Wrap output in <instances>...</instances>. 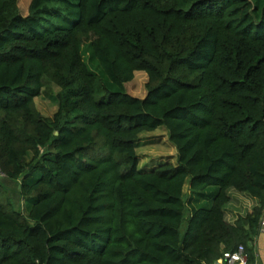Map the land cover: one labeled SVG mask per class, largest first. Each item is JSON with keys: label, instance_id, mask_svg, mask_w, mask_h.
Segmentation results:
<instances>
[{"label": "trees", "instance_id": "16d2710c", "mask_svg": "<svg viewBox=\"0 0 264 264\" xmlns=\"http://www.w3.org/2000/svg\"><path fill=\"white\" fill-rule=\"evenodd\" d=\"M53 83L50 116L35 98ZM159 126L176 162L140 165ZM0 170L29 205L0 182V264H216L240 243L252 258L264 0H0ZM232 189L258 199L234 222Z\"/></svg>", "mask_w": 264, "mask_h": 264}, {"label": "rangeland", "instance_id": "374dc122", "mask_svg": "<svg viewBox=\"0 0 264 264\" xmlns=\"http://www.w3.org/2000/svg\"><path fill=\"white\" fill-rule=\"evenodd\" d=\"M31 0H18L20 10L23 14L28 13ZM148 75L145 70H136L132 80L126 82V89L133 95L144 97L147 90ZM59 86L54 83L47 85L43 88L42 93L35 98L37 107L46 115H53L56 111L58 104L56 101L55 93L59 90ZM140 155V165L149 164L154 165L163 161L176 162V147L169 139L168 131L164 126H159L154 130L144 131L138 141L136 148ZM0 182L3 183L13 199L15 207L28 212L29 205L21 197L19 182L11 180L6 177L5 173L0 170ZM188 184L185 186V192L188 193ZM233 191H238L232 189ZM186 220L183 224V230L186 227Z\"/></svg>", "mask_w": 264, "mask_h": 264}, {"label": "crops", "instance_id": "0c3cea01", "mask_svg": "<svg viewBox=\"0 0 264 264\" xmlns=\"http://www.w3.org/2000/svg\"><path fill=\"white\" fill-rule=\"evenodd\" d=\"M231 199L226 205V218L230 222H234L239 215L246 214L251 211L253 207L258 203V199L248 195L245 192L231 191ZM264 219V216L262 220ZM262 225V224H261ZM252 249V258H248L247 264H264V228L261 226L259 233L254 237L250 243ZM222 264V262H221Z\"/></svg>", "mask_w": 264, "mask_h": 264}, {"label": "built area", "instance_id": "2783aa9c", "mask_svg": "<svg viewBox=\"0 0 264 264\" xmlns=\"http://www.w3.org/2000/svg\"><path fill=\"white\" fill-rule=\"evenodd\" d=\"M261 223L264 228V219ZM219 260L222 264H247L248 252L245 245L240 243L235 248L224 251L223 256Z\"/></svg>", "mask_w": 264, "mask_h": 264}, {"label": "water", "instance_id": "95a60500", "mask_svg": "<svg viewBox=\"0 0 264 264\" xmlns=\"http://www.w3.org/2000/svg\"><path fill=\"white\" fill-rule=\"evenodd\" d=\"M216 264H221V261H220V260H218V261L216 262Z\"/></svg>", "mask_w": 264, "mask_h": 264}]
</instances>
